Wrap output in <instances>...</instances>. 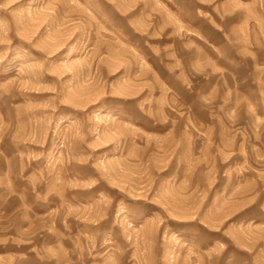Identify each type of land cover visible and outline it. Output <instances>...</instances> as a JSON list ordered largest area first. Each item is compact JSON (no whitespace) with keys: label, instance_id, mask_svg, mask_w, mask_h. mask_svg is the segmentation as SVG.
<instances>
[{"label":"rangeland","instance_id":"rangeland-1","mask_svg":"<svg viewBox=\"0 0 264 264\" xmlns=\"http://www.w3.org/2000/svg\"><path fill=\"white\" fill-rule=\"evenodd\" d=\"M0 264H264V0H0Z\"/></svg>","mask_w":264,"mask_h":264}]
</instances>
